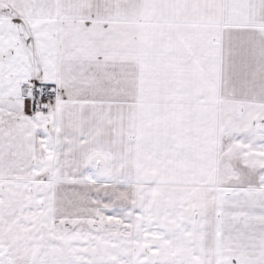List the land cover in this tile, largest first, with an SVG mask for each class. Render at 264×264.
Segmentation results:
<instances>
[{"label":"snow or ice","instance_id":"snow-or-ice-1","mask_svg":"<svg viewBox=\"0 0 264 264\" xmlns=\"http://www.w3.org/2000/svg\"><path fill=\"white\" fill-rule=\"evenodd\" d=\"M0 264H264V0H0Z\"/></svg>","mask_w":264,"mask_h":264}]
</instances>
